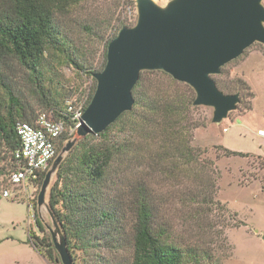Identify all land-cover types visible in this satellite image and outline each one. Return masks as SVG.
Listing matches in <instances>:
<instances>
[{"label": "rangeland", "instance_id": "1", "mask_svg": "<svg viewBox=\"0 0 264 264\" xmlns=\"http://www.w3.org/2000/svg\"><path fill=\"white\" fill-rule=\"evenodd\" d=\"M153 1L166 7L172 0ZM137 19V0H79L65 13H57L51 42L37 70H31L15 58L9 59L4 67L0 115L9 120L15 114L16 120H25L17 115L20 107L35 121L42 113L52 114V104L56 102L59 103L56 107L64 109L62 112L69 103L87 108L97 85L93 73L101 71L106 64L109 39L122 27L134 26ZM121 23L125 25L119 29ZM158 71H143L140 93L157 87L167 89L159 83L165 76ZM214 79L226 94H240L237 108L220 123L213 122L214 108L210 106H199L195 115L200 126L193 130L191 144L196 154L200 153L201 164L216 181V187L210 188V192L215 190L214 202L201 201V197L199 203H185L187 187L181 173L173 180L162 174L153 161L146 164L125 161L119 166L120 172L117 171L122 178L127 177L126 187L140 179L150 183L156 219L160 224L169 222L175 240L184 247L194 246L196 251L212 254L210 260L187 264H264V137L257 134L258 129L264 128V44L253 43L241 56L223 66ZM126 120L125 116L113 126L109 139L122 143L134 141L131 138L137 132L122 130ZM73 127L67 124L69 133L59 144L56 157L68 141L76 139V145L83 139L78 129L71 131ZM225 128L228 130L224 131ZM220 145L249 155H228ZM6 151L0 133V157ZM7 161L0 159V166ZM56 175L43 206L37 202L40 181L19 185L7 181L1 191L0 264H63L56 248L55 259H49L29 242L32 231L53 243L50 229L55 227L49 211V193ZM4 190L10 192L9 197H3ZM127 190L130 194L119 198L117 190L105 192L112 200L117 198L122 209L120 225L124 234H118L119 241L109 235L93 234L87 249L69 248L74 264H132L130 239L136 213L129 197L135 192L131 193L128 187Z\"/></svg>", "mask_w": 264, "mask_h": 264}, {"label": "trees", "instance_id": "2", "mask_svg": "<svg viewBox=\"0 0 264 264\" xmlns=\"http://www.w3.org/2000/svg\"><path fill=\"white\" fill-rule=\"evenodd\" d=\"M78 1L0 0V84L4 83L3 70L11 58L19 60L33 71L37 70L46 46L51 42L56 14L65 13ZM124 25L121 23L119 29ZM158 72L165 76L159 83L167 89L157 87L140 93L141 72L133 90L136 101L132 110L122 114L105 131L85 135L72 147L57 169V178L49 193V206L66 236L70 250L74 247H90V237L95 233L109 235L112 239H117L120 233L124 234L120 225L122 209L119 201L117 198L112 200L110 194L106 193L117 190L116 197H124L123 194H130L128 187L131 193L135 192L129 197L136 213L130 239L132 264H187L212 258V254L207 251H196L194 246L184 247L173 238L169 222L160 224L157 221L153 193L147 180L140 179L131 184L132 187H126L124 182L127 177L122 178L119 173V166L125 161L129 164L135 160L141 164L153 161L157 168L160 167L162 174L173 180L181 173L187 187L185 203H199L201 197V201L214 202L215 190L210 192V188L216 187V181L209 175L206 166L201 164L200 153L196 154L191 144L193 130L200 126L195 119L199 109L194 104L196 93L189 84L174 79L165 71ZM215 80L220 89L225 91ZM239 82L245 84L242 80ZM71 105L69 103L62 112L64 109H59L61 106L56 107L59 106L58 102L52 104V114L61 115L65 123L60 143L66 140L64 138L69 133L67 124L75 125L69 111ZM17 115L26 119L16 120L17 117L12 114L9 120H5L0 115V133L7 146L6 154L0 159H8L5 165L0 166V204L1 191L10 181L15 166L14 152L21 145L17 125L21 121L34 122L23 108L19 107ZM125 116L128 121L124 122L122 130L137 132L138 135L134 136L139 138L135 140L134 136L130 137L134 141L126 143L109 139L110 130ZM220 148L228 155H249L223 145ZM46 172L40 179L41 185ZM37 224L42 226L40 221ZM100 229L104 231L99 232ZM29 235V242L39 253L55 259V247L51 239L37 236L32 231Z\"/></svg>", "mask_w": 264, "mask_h": 264}, {"label": "water", "instance_id": "3", "mask_svg": "<svg viewBox=\"0 0 264 264\" xmlns=\"http://www.w3.org/2000/svg\"><path fill=\"white\" fill-rule=\"evenodd\" d=\"M263 0H172L166 7L153 0H137L138 19L124 26L107 47V61L93 75L96 90L84 111L78 133L99 134L135 104L133 90L145 70H162L189 84L194 104L214 108L213 122L220 123L237 108L240 94H226L214 76L241 56L253 43L264 44ZM76 139L68 141L46 172L38 205L54 174ZM54 228L53 245L63 264H74L66 236L49 210Z\"/></svg>", "mask_w": 264, "mask_h": 264}, {"label": "built area", "instance_id": "4", "mask_svg": "<svg viewBox=\"0 0 264 264\" xmlns=\"http://www.w3.org/2000/svg\"><path fill=\"white\" fill-rule=\"evenodd\" d=\"M85 109L82 106L69 107L75 120L72 132L79 128ZM64 130V121L47 112L40 114L34 122H19L17 131L21 145L14 152L15 166L10 174V182L14 185L38 183L57 155ZM257 134L264 137V128L258 129ZM9 196L10 192L4 190L3 197Z\"/></svg>", "mask_w": 264, "mask_h": 264}, {"label": "crops", "instance_id": "5", "mask_svg": "<svg viewBox=\"0 0 264 264\" xmlns=\"http://www.w3.org/2000/svg\"><path fill=\"white\" fill-rule=\"evenodd\" d=\"M224 146V145H223ZM226 147V146H225ZM228 148V147H227ZM233 150V149H232ZM237 151V150H236Z\"/></svg>", "mask_w": 264, "mask_h": 264}]
</instances>
